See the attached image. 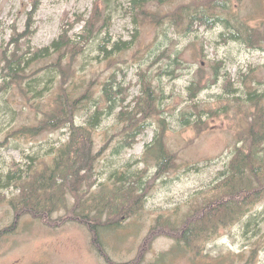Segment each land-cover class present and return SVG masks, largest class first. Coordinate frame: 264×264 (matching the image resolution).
<instances>
[{"label":"rangeland","instance_id":"374dc122","mask_svg":"<svg viewBox=\"0 0 264 264\" xmlns=\"http://www.w3.org/2000/svg\"><path fill=\"white\" fill-rule=\"evenodd\" d=\"M32 1L0 0V232L12 230L0 236V264H111L94 244L90 228L80 222L52 228L24 216L15 224L11 201L22 183L53 167L70 140L68 128L37 132L62 84L82 98L77 125H86L97 110L105 112L93 131L95 186L84 188L79 200L87 196L86 212L98 221L102 198H110L98 225L101 247L111 262L264 264V200L198 247L159 236L140 256L160 218L181 222L227 169L241 146L239 133L248 130L253 115L264 118V0H229L226 9L200 17L193 28L186 12L190 8L197 14L205 0H141V9L137 0H42L33 37L19 38L20 54L50 48L71 25L74 41L61 58L54 53L30 60L11 78L6 57L17 47L14 37L26 30ZM98 5L99 25L84 42H76ZM255 31L261 34L258 45L246 42ZM109 85L118 93L113 114L105 96ZM147 91L153 99L150 113L137 117L142 130L130 140L128 113L134 98L146 99ZM251 99L259 100V111ZM157 139L174 161L163 172L157 170ZM122 176L140 194L129 204L133 210L141 203L134 214L113 211L117 189L127 187L118 182ZM66 200L67 208L52 214L53 220L78 204L71 193ZM251 220L257 227L248 226Z\"/></svg>","mask_w":264,"mask_h":264},{"label":"trees","instance_id":"16d2710c","mask_svg":"<svg viewBox=\"0 0 264 264\" xmlns=\"http://www.w3.org/2000/svg\"><path fill=\"white\" fill-rule=\"evenodd\" d=\"M41 1H32L31 10L28 13L29 22L25 32L13 39L17 47L14 46V52L6 57L7 65L5 68L11 78H16L21 67L29 63L30 60H45L54 53L60 55L68 44L74 41L70 37V31L73 28L71 25L63 30L60 38L50 48L34 49L30 56L20 54L19 38L31 39L33 37L35 32L33 29L34 19L41 6ZM137 2L141 9L142 1L137 0ZM228 2L229 0H205L198 7L197 14L193 13V9L189 8L186 16L190 26L193 28L198 23L197 20H201V18L208 19L206 17L207 13H213L216 9H226ZM144 12L146 11L144 10ZM101 16L98 5V9L94 11L91 18L87 21L84 33L78 36L76 42H84L94 33V28L101 21ZM177 16L183 17V11H179ZM101 34L102 32L99 31L98 37ZM260 35L256 31L250 33L246 42L258 45L259 40L256 37ZM232 37L242 38L241 35ZM105 90L109 114H113L119 107L118 93L112 90L111 85L106 87ZM145 94L147 95L146 99L142 95L134 98L135 106L128 113L130 119L125 130L129 132L128 139L130 140L135 141L142 130V127L136 123L137 117H141L140 115L147 116L151 110L153 99L148 91ZM81 100L82 98H76L72 91H68L65 85L62 84L60 86V90L55 96L56 104L53 110L46 115L43 121V129H39L37 132L68 128L70 140L60 150L54 160L55 165L53 167H47L42 173L36 174L37 176L32 180L22 183L21 193L11 201V206L16 214L15 224H18L24 216H32L52 228H60L69 222H80L87 225L94 238V244L99 248L104 258L111 264H116L109 260V255L102 249L99 241L100 227L98 222L103 218L104 211L110 204V198H102L101 207L103 208L98 210V215L96 216L98 221H93L91 214L86 212L88 206L83 202L87 196L83 194L82 200H79L81 191L84 188L91 189L95 186L96 156L93 152V131L100 126L105 115V112L97 110L89 118L86 125H77L75 115L81 108ZM252 102L259 111L261 107L259 100L253 99ZM126 113L125 111L122 112L123 115ZM122 114L121 116H123ZM156 142L161 145L157 154V170L163 172L174 166V161L171 154L162 146L161 141L157 139ZM238 142L241 146L236 149L227 169L222 173L216 184L212 188H207V191L200 196V203L194 205L181 222L174 223L169 219L160 218L142 244L140 256H143L146 251L151 249L154 241L159 236L171 238L178 245L198 247L202 242L217 236L222 230L228 229L241 221L243 217L251 213V208L254 205L264 200V118L253 115L248 130L239 133ZM151 149H148L147 152ZM9 178L12 179V177ZM20 181L22 182L23 179H20ZM13 182H17V180ZM118 182L123 183L127 187L123 190L119 185L121 189L118 188L116 191L118 206L113 211L127 214L136 213L141 203L134 206L133 210L129 206L140 195L135 183L128 182L124 176L120 177ZM68 193L77 197L78 204L65 216L53 220L52 214L61 208H67L66 196ZM138 200H135L134 203H137ZM78 210H82V212L77 213ZM254 220H257V218ZM252 224H255V227L258 225L257 222L251 220L248 226L250 227ZM5 232L9 233L12 230L2 231L0 236ZM138 261L131 264H137Z\"/></svg>","mask_w":264,"mask_h":264}]
</instances>
